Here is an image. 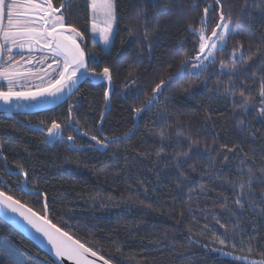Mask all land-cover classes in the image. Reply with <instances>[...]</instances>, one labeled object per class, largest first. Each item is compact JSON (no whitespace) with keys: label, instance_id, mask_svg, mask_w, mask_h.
I'll use <instances>...</instances> for the list:
<instances>
[{"label":"trees","instance_id":"16d2710c","mask_svg":"<svg viewBox=\"0 0 264 264\" xmlns=\"http://www.w3.org/2000/svg\"><path fill=\"white\" fill-rule=\"evenodd\" d=\"M90 2L71 0L69 5L73 12L70 19L80 25L81 31L85 15L91 21ZM116 2L115 46L110 55L90 65L97 72L105 66L111 69L112 88L107 100L103 81L89 76L81 79L63 103L58 101L37 110L0 111V152L8 157L7 164L0 159V190L35 211L46 203L50 211L41 214L49 215L53 223L64 226L81 242L115 253V264H246L241 259L247 255L246 246L243 251L239 245L224 251L209 246L214 241L207 233L201 234L200 226H193L194 215L189 211L194 194L208 195L216 205L215 214L230 231L233 225H239L252 235L257 231L264 234V199L259 195L264 192V183H253L257 195L249 198L251 206L246 205L239 216L233 203L236 194L223 183L224 179L236 180L244 153L257 159L264 156V117L249 113L247 123L238 132L232 119V102L215 93L216 82L210 85L202 75L199 79L189 76L191 64L181 69L185 56L194 54L195 38L188 26L192 23L199 27L198 17L214 0ZM230 2L235 4L236 0ZM60 3L53 0L55 6ZM209 15L215 13L210 9ZM253 17L248 29L259 45L264 25L259 12H253ZM90 36L89 29L85 32L89 47ZM181 70L183 74L164 88L158 103L139 116L133 113V107L142 105L159 79L175 76ZM130 71L136 81L126 87ZM189 84L190 91H182ZM254 87L258 93L259 86ZM71 101L83 130L96 134L97 127L102 126L105 135L121 137L119 142L105 151L92 147L94 142L88 143L89 136L73 133L71 128H65L64 135L76 136L75 143L83 145L81 150L72 149L71 142L53 146L45 141L46 133L39 121L47 125L52 119L64 121ZM162 128L168 133L163 141L157 135ZM130 129L129 138L124 139ZM177 130L185 135H177ZM253 130L255 135L251 134ZM188 136L199 142L194 146L199 149L195 154L189 152ZM225 144L229 148L239 145L243 151L227 152L220 147ZM205 145L213 150L211 155L204 151ZM161 147L164 150L158 159L156 152ZM178 151L193 156L182 170L193 163L199 165L189 181L179 187L172 167L176 159L171 155ZM16 165L27 171V179ZM206 176L213 184L207 183L202 191ZM33 187L40 195L29 194ZM222 232L220 227L221 236ZM252 258L260 259L258 255ZM0 264L54 261L0 218Z\"/></svg>","mask_w":264,"mask_h":264},{"label":"snow or ice","instance_id":"6c2138e0","mask_svg":"<svg viewBox=\"0 0 264 264\" xmlns=\"http://www.w3.org/2000/svg\"><path fill=\"white\" fill-rule=\"evenodd\" d=\"M70 3L71 0H61L60 5L55 6L53 0H0V79L7 83V90H0V101H3L5 105H10L14 98L17 107H20L18 102L22 100L63 103L65 92L67 91L69 95L73 94L81 79L89 76L106 78L111 83V69L108 66L97 72L90 65L99 63L100 57L110 55L115 46L116 32L113 25L117 19L116 0H91L89 8L92 18L89 22L85 15L84 31H81L80 25L71 21L73 12L69 7ZM210 9L215 15H209ZM253 12H259L260 21L264 25V0H236L235 4L230 0H214L212 5L204 7L203 15L198 17L199 27L192 23L188 26L190 34L195 38L192 42L194 54L185 56L181 61V69L191 64L188 75L199 79L211 67L213 71L208 76L211 78L212 75H217L215 66L219 61L216 92L231 97L234 109L239 108L247 112L251 106L259 116L264 117V35L261 36L259 45L254 43L250 35L245 47V44L238 39L244 33L236 23L241 17L249 22L253 21L255 19ZM80 18V15L76 14V19ZM196 19L197 17H193V20ZM89 29L91 47L85 40V32ZM230 39L233 42L231 48H229ZM14 49L19 51L14 53ZM25 50H27L26 53ZM37 50L42 53L38 59L34 55ZM49 59L51 63H48ZM182 74L181 70L175 76L169 75L167 79H159L142 105L133 107V113L139 116L148 111L159 102L164 88L175 79H179ZM225 75L228 77L227 80L221 78ZM128 78L126 87L135 84L136 81L131 71L128 73ZM22 80H36L39 83L29 85L26 90H16L17 83ZM255 85L259 86L258 93H256ZM191 87L189 84L182 88V91H190ZM21 88L23 89L24 86L21 85ZM108 95L109 91L106 90V100ZM74 108V104L68 105L67 117L62 122L52 119L50 125H47L45 121H39L41 130L46 133L45 141L53 146L64 141L71 142L70 147L79 151L83 145L75 143L76 136L64 135V129L71 128L73 133L80 132L83 136H89L94 142L92 147L105 151L110 144L119 142L121 137L105 135L102 126L97 127L96 134L83 130L79 117L74 115ZM103 119L101 114V125ZM246 123V120L239 121L241 126ZM131 131L130 129L129 132L124 133L123 138L128 139ZM251 134L255 135V130ZM157 135L162 141L168 139V133L163 128ZM177 135H185V133L177 130ZM188 141L189 152L193 154L198 152L199 149L194 146L199 142L193 140L191 136H188ZM220 147L233 154L243 151L239 145L229 148L225 144ZM163 150L161 147L156 152L158 159L161 158L160 153ZM204 151L211 155L213 150L205 145ZM189 152L178 151L171 154L176 159L172 167L175 169L178 187L189 181L191 174L199 167L198 164L193 163L189 165V169L182 170L183 165L193 159ZM0 159L7 164L8 157L2 152H0ZM227 159L226 155L225 160ZM16 167L27 179V171L21 165ZM8 171L10 172L11 169ZM237 172L236 180L224 179L223 183L230 185L236 194L233 203L237 209L235 214L239 216L246 210L249 198L257 195L252 188L253 183H264V156L257 159L255 156L244 153L240 158ZM204 187L201 185L202 191ZM29 194L40 195L36 187H33ZM259 195L261 199H264V192ZM0 205L17 213L37 233L42 234L51 246L59 264H64L65 260L73 264H115V253H110L102 247L97 248L95 244L90 245L87 241L81 242V239L75 238V234L70 235L64 226L53 223L49 215L41 214L50 211L46 203L40 211H35L33 207L21 203L19 199H14L13 196L0 190ZM224 207H227V197H225ZM201 212L204 210L201 209ZM212 219L224 229L223 236L211 231L207 223L201 227L202 235L207 233L214 242L222 246L221 251L229 246L235 249L238 245L243 251L246 246L247 255L241 259L245 260L246 264H264V234L257 231L255 235H252L239 225H233L230 231L226 224L220 222L219 217L212 216ZM192 221L193 226L199 225L195 216L192 217ZM117 252L120 253V250L117 249ZM120 254L123 255V253ZM256 255L260 259L252 258ZM54 264H56L55 261Z\"/></svg>","mask_w":264,"mask_h":264},{"label":"rangeland","instance_id":"374dc122","mask_svg":"<svg viewBox=\"0 0 264 264\" xmlns=\"http://www.w3.org/2000/svg\"><path fill=\"white\" fill-rule=\"evenodd\" d=\"M91 18H92V12H91ZM237 25L240 26L242 28V31L244 33V35L242 37H239L238 39H240L244 44H245V47H247V44L249 42V36L252 34L249 32V29H248V26L250 25L251 22H249L247 19H245L244 17H241L237 22ZM114 27V30H115V27H116V22L114 23L113 25ZM233 46V42L232 40L230 39L229 40V48H231ZM19 50L17 49H14L13 52L16 53L18 52ZM27 50H25V53H26ZM34 55L36 56V58L38 59L40 55H42V53L39 52V50H37ZM17 59H19V56H17ZM33 63H35V61H33ZM48 63H51V60L49 59L48 60ZM192 66H190L189 68H191ZM215 69H216V72H217V75H219V61H217V64L215 66ZM213 71V68H209L208 69V72H205L202 76H203V79L204 81H209L208 84H212V82H216L217 80V75H212L211 78H208L209 76V73ZM92 79L94 80H100V81H103L104 83V88L108 91H110V89L112 88V81L111 83H109V81L106 79V78H100V77H96V76H90ZM223 80H227L228 77L225 75L223 77H221ZM39 83V81H36V80H32V81H19L16 85V90H26L29 85H35ZM21 85L24 86V88L22 89L21 88ZM208 86V85H206ZM205 87V86H204ZM0 90H7V83L5 81H3L2 79H0ZM126 90V88L124 89ZM203 90V89H201ZM205 92V91H204ZM215 93L218 94L215 90ZM222 93H220L221 95ZM68 95L67 91L65 92V97ZM215 95V94H214ZM223 95V94H222ZM217 96V95H216ZM227 100L231 101L232 102V98L229 97V96H224ZM55 102H58V101H55ZM55 102H52V101H49V102H33V101H19L18 103L20 104V107H17L16 104L17 102L15 101V98L13 99V102L10 104V105H5V103L3 101H0V111H5L7 113H10L11 111L15 110V111H28V110H37V109H44L46 107H48V104H53ZM69 104H72V101L71 103L69 102ZM234 114H233V122L235 120V126H237V130L238 132L240 131L241 128L244 127L241 126L239 124V121L241 120H246L247 118V115L250 113L251 116L255 117L257 115V112L251 107L249 106V109L247 112H244L242 111L241 109L239 108H236L234 110ZM231 124V123H230ZM87 139V138H86ZM88 140V139H87ZM244 141V139H243ZM251 142V141H250ZM88 143L92 144V141L91 140H88ZM209 177L206 176L205 180L203 181V185L206 187L207 186V183L208 184H213V182L211 180L208 179ZM208 195H203L201 193H197V194H194L193 195V201H192V206L190 207L191 208V212L193 213V215L196 217V220L199 221V225L200 227H202L205 223H207L209 225V229L213 232H218L219 235L221 234L220 233V226L218 224H216L215 220L212 219V216H217L216 213V209H215V203H214V200L212 197H206ZM201 209L204 210V212H201ZM207 217V218H206ZM220 218V216H218ZM224 232H222V236H223ZM209 246L213 245V247L215 248H219V247H222L221 245H219L218 243L216 242H213V243H208ZM224 250H227V248H224Z\"/></svg>","mask_w":264,"mask_h":264},{"label":"water","instance_id":"95a60500","mask_svg":"<svg viewBox=\"0 0 264 264\" xmlns=\"http://www.w3.org/2000/svg\"><path fill=\"white\" fill-rule=\"evenodd\" d=\"M0 218L8 223L12 228L20 232L28 240L33 242L36 246H38L45 254L55 261L56 264H59V261L55 257L51 246L47 243L46 238H44L42 234L37 233L35 229L32 228L31 225H29L26 221H24V219L17 213H13L10 209L0 205ZM64 264H73V262L65 260Z\"/></svg>","mask_w":264,"mask_h":264}]
</instances>
